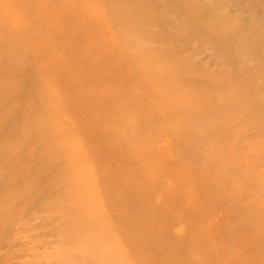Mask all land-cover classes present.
<instances>
[{"label":"rangeland","instance_id":"1","mask_svg":"<svg viewBox=\"0 0 264 264\" xmlns=\"http://www.w3.org/2000/svg\"><path fill=\"white\" fill-rule=\"evenodd\" d=\"M263 4L0 0V264H264Z\"/></svg>","mask_w":264,"mask_h":264},{"label":"bare ground","instance_id":"2","mask_svg":"<svg viewBox=\"0 0 264 264\" xmlns=\"http://www.w3.org/2000/svg\"><path fill=\"white\" fill-rule=\"evenodd\" d=\"M263 5H264V4H263ZM163 142H164V141H163ZM163 144H164V143H163ZM163 144H162V145H163ZM157 146H158V145H157ZM160 148H161V147H160Z\"/></svg>","mask_w":264,"mask_h":264}]
</instances>
